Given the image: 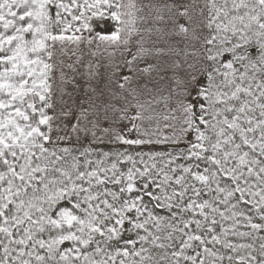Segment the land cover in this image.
<instances>
[{
    "label": "snow or ice",
    "instance_id": "obj_1",
    "mask_svg": "<svg viewBox=\"0 0 264 264\" xmlns=\"http://www.w3.org/2000/svg\"><path fill=\"white\" fill-rule=\"evenodd\" d=\"M0 264H264V0H0Z\"/></svg>",
    "mask_w": 264,
    "mask_h": 264
}]
</instances>
